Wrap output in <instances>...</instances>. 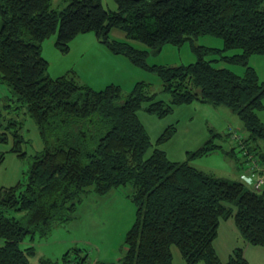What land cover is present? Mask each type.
Here are the masks:
<instances>
[{
  "label": "trees",
  "instance_id": "16d2710c",
  "mask_svg": "<svg viewBox=\"0 0 264 264\" xmlns=\"http://www.w3.org/2000/svg\"><path fill=\"white\" fill-rule=\"evenodd\" d=\"M64 1L66 6L57 10L52 0H0V84L16 103L0 107V143L11 139L10 152L25 157L20 123L5 119L8 111L23 109L44 144L30 156L24 184L0 187V264H30L35 248L21 247L25 239H46L56 226L73 220L89 193L105 195L125 186L131 187L136 211L121 264H173L172 246L186 264H249L240 248L222 263L213 243L220 222L233 218L245 242L264 248V181L259 190L252 187L257 176L264 179V151L258 146L264 143L259 116L264 82L249 65L252 56L264 55V0H114L117 10L112 11L102 0ZM113 29L126 40L113 39ZM88 32L110 53L156 74L169 101L148 93L144 82L125 95L114 84L95 91L73 78L50 77L43 41L56 34L55 47L67 53L75 37ZM200 36L220 39L222 48L192 46L195 61L178 66L146 63L150 52L159 54L165 46L180 47ZM195 102L224 106L242 121L249 133L244 145L259 168L251 174L247 161L241 173L253 178L251 185L241 174L240 180L215 178L190 165L191 158L215 149L212 141L186 161H170L158 146L174 129H166L153 144L137 116L143 110L162 119L174 107ZM3 161L0 152V165ZM70 251L76 255L72 259ZM70 251L62 256L64 264H86L79 249Z\"/></svg>",
  "mask_w": 264,
  "mask_h": 264
},
{
  "label": "rangeland",
  "instance_id": "374dc122",
  "mask_svg": "<svg viewBox=\"0 0 264 264\" xmlns=\"http://www.w3.org/2000/svg\"><path fill=\"white\" fill-rule=\"evenodd\" d=\"M66 4L64 0H52L51 7L61 10ZM102 5L106 10H117L114 0H102ZM260 8L264 9V2ZM110 35L114 39H121L125 36L122 31L116 29L112 30ZM77 38V40L75 39L70 43V50L67 53H61L55 47L56 34L43 41L41 44V55L48 62L47 74L50 77L56 78L64 74L66 77L72 78L73 75L68 71L76 65L75 68L78 69V75L81 77L78 80L79 82H77L79 85L91 86L94 90H99L105 87L106 84L111 83V81H118L123 85V94L127 95L132 90L133 81L137 80L148 83L150 90L157 94L158 99L169 100V96L166 93H161L160 82L152 72L139 70L136 67L135 71H131L132 69L130 70V67L127 65L121 66L116 64L115 66L111 63H108L106 71L104 70L105 72H100L98 69L91 70L87 64L89 63L88 61L93 58L98 60L101 56L100 53L97 54L99 52L97 46L102 49L105 47L100 42L94 45L96 38L94 32L78 35ZM132 42L139 49H147L142 43ZM192 46L220 49L222 48V41L211 36H200L195 38L192 43H186L180 47L165 46L159 54L150 52L145 60L148 65L167 66H177L193 62L195 56L191 50ZM85 63L86 68L84 67ZM99 63L104 65L101 59L97 61L98 65H100ZM249 65L256 69L260 81L264 82V55L252 56L249 59ZM236 72L239 73L240 69L236 70ZM88 75L92 78L88 77ZM11 102L9 89L0 84V107L5 104H11L12 107L16 106V103ZM219 108H221L222 113H220V109H217L218 115L213 111L209 116L207 109L202 114L197 113L198 115L192 112L191 115L188 111L175 110L170 116L161 119L160 130L175 119L179 120L178 128L182 131V134H179L172 141L168 147V151H170V155L175 159L184 161L188 159V154L191 151L197 149V147L193 146L194 144L201 145L205 139L211 137L209 129L221 133L222 142H220V145L222 150L212 151L207 155L191 158L189 163L195 169L207 175L236 180L237 175L241 172L240 168H246L248 162L244 156V151L242 152L236 140L232 139V137L235 134L245 141L249 133L244 129L242 121L236 114L224 106H220ZM138 114L141 122L153 134L150 120L159 121V118L143 110H140ZM6 115V120L11 118L20 123L21 129L19 132L24 139V143L20 145V150L25 153V157L22 158L10 152L13 147L11 139L7 143H0V152L4 153V161L0 165V187H10L18 182L24 184L26 182V172L30 164V156L41 151L44 145L39 134V129L34 121L25 114V110L8 111ZM190 115L194 117L192 120H189ZM259 116L264 121L263 111L260 112ZM187 125L192 127V131L195 128H199L201 132L199 134L193 132V135H189L185 133ZM249 146L254 147L255 144L249 142ZM258 146L261 152H263L264 143L258 141ZM184 151L190 152L187 154V152L183 153ZM229 151H233L234 154H231ZM257 153H259L258 150L254 154ZM255 157L259 159L258 156ZM230 164L235 168L233 172L231 171L232 169L230 170ZM131 193V187L125 186L114 189L105 195L89 193L84 196L77 206L73 218L74 221L70 224L68 223L69 225L67 224L52 230L46 239H35L33 242L35 252H42V254L50 257L46 258L51 259L52 264H64L62 256L66 251L74 248L80 250L78 252L80 256L86 255V264H121L120 258L124 250L125 236L135 219L136 208L132 203ZM29 245H32L31 242L25 239L21 247L25 248ZM172 251L174 264H185L175 247H172ZM75 256V253L70 251L69 259ZM198 264L204 263L200 262Z\"/></svg>",
  "mask_w": 264,
  "mask_h": 264
},
{
  "label": "crops",
  "instance_id": "0c3cea01",
  "mask_svg": "<svg viewBox=\"0 0 264 264\" xmlns=\"http://www.w3.org/2000/svg\"><path fill=\"white\" fill-rule=\"evenodd\" d=\"M115 30V29H113ZM112 32V31H111ZM125 35V34H124ZM111 36V35H110ZM82 37V36H81ZM75 39L77 40L78 38L75 37ZM74 39V40H75ZM114 39V38H113ZM116 40H120V41H124L126 40L125 36L124 38H121V39H116ZM73 42V41H72ZM100 42L98 40V38H95V41H94V45L96 43ZM131 44L134 46L135 44H133L134 42L130 41ZM135 48H137L136 46H134ZM167 47V46H166ZM99 52L100 53V58L98 60L101 59L102 62H104V65L101 63H99L100 65L97 64V59L93 58L91 59L90 61H88L89 63L88 64V67H90L91 70H100V72L102 71H106V68H107V65L108 63H111L113 65L116 66V64L118 65H121V66H128L130 67V70L131 71H135V69H139L138 67L134 66L129 60L128 58H126L125 56L123 55H116V54H112L110 53L106 48H101L99 46H97ZM139 49V48H137ZM139 50H147V49H139ZM96 54V55H97ZM195 61V60H194ZM193 61V62H194ZM189 63H192V62H189ZM79 64V63H78ZM92 64V65H90ZM188 64V63H186ZM152 65H156V64H152ZM181 65V64H180ZM164 66H167V65H164ZM178 66V65H177ZM251 66V65H250ZM74 67V66H73ZM76 67V65H75ZM70 68L69 69V73H71L73 75V79L76 80V82H79L78 80L81 78L79 77L78 75V69L77 68ZM84 67L86 68V63L84 64ZM136 67V68H135ZM254 68V67H253ZM255 69V68H254ZM256 70V69H255ZM104 71V72H105ZM144 71V70H143ZM103 72V73H104ZM116 72V71H115ZM257 72V71H256ZM67 73V72H66ZM65 73V74H66ZM94 74V73H92ZM258 74V73H257ZM156 75V74H155ZM61 76H66V75H61ZM95 76V74H94ZM93 76V77H94ZM59 77V76H58ZM88 77H91L90 75H88ZM55 78V77H54ZM92 78V77H91ZM104 78V77H103ZM159 80V79H158ZM134 83L132 84V88L134 87V85L137 83V82H141V81H133ZM160 82V81H159ZM145 83V82H144ZM79 84V83H78ZM110 84H114V85H117L121 88V90L123 89V85L121 83H119L118 81H111V83H108L105 85L108 86ZM148 84V83H146ZM149 85V84H148ZM161 85V93H163L162 91V84L160 83ZM90 88L93 89V87L89 86ZM105 87H103L102 89H104ZM131 88V89H132ZM102 89H99V90H102ZM94 90V89H93ZM99 90H95V91H99ZM147 91L148 93H154L150 90L149 86L147 87ZM123 92V91H122ZM160 100H163L161 98H159ZM165 101V100H163ZM169 101V100H168ZM168 101H165V102H168ZM210 107V108H208ZM220 106H214V105H211V104H202V103H198V102H195V103H192L190 105H182V106H178V107H174L173 108V111L172 113L177 110H183V111H188L191 115L192 113L193 114H202L204 113V110L207 109L209 114L208 116L214 111L217 115H218V110L217 109H220V113H222L221 111V108H219ZM192 112V113H191ZM171 114V113H170ZM170 114L168 116H170ZM197 114V115H198ZM189 116V120H192L194 117L193 116ZM138 116V119L139 121L141 122L140 118H139V114H137ZM167 117V116H166ZM165 118V117H164ZM160 121L161 119H159V121H156V120H150V123L152 124V127H151V130H153V134L150 133V129L148 130L146 127H145V124L143 122H141L142 126L144 127V129L146 130L148 136L150 137V140L152 141L153 144L156 143V141L158 140V138L165 132L166 129L168 128H173V134L171 136V138L164 142L163 144L159 145L158 148L163 151L167 158L172 161V162H183L184 160H179V159H175L174 157H172L170 155V151H168V147L170 146V144L172 143V141H174L176 139V137H178L179 134H182V131L179 130L178 126H179V120L178 119H175L172 123H170L169 125H165L164 128L162 130H160L161 128V125H160ZM210 133H211V137L208 139H205V141L203 143L200 144H194L193 146L194 147H197V149L193 150V151H184L183 153H186L188 154V152L190 153H193L195 151H197L198 149H200L205 143H207L208 141H212V143L214 144L215 146V149L212 150V151H217V150H222V147L220 145V142H222L221 138H222V134L221 133H217V132H214L212 131V129H209ZM180 132V133H179ZM193 132L195 133H200L201 131L199 130V128H195L193 131H192V127L191 126H188L186 127L185 129V133L189 134V135H193ZM225 135V134H224ZM218 141V143H216V141ZM200 146V147H198ZM232 149V148H231ZM210 151V152H212ZM210 152H208L207 154H209ZM230 152V151H229ZM231 154H234L233 151L230 152ZM205 154V155H207ZM186 161V160H185ZM232 169V170H231ZM244 168H240V173L239 175L243 172ZM198 170V169H197ZM230 170L233 172L235 170L234 166L232 164H230ZM200 171V170H198ZM202 172V171H200ZM204 173V172H202ZM205 174V173H204ZM207 175V174H206ZM239 175H237V179L236 180H240L239 179ZM208 176H211V175H208ZM215 177V176H213ZM215 178H222V177H215ZM224 179V178H222ZM228 180H235V179H228ZM253 178L249 177L246 181H244V183L246 185H251V182H252ZM74 220H71L70 222H68L69 224L72 223ZM67 223V224H68ZM67 224H64V225H67ZM68 224V225H69ZM64 225H60V226H56L54 229H58L59 227H63ZM53 229V230H54ZM33 245V243H31ZM214 249L216 251V254L219 258V260L222 262V263H225L230 254L232 253V251L236 248H240L242 250V253H243V256L244 258L248 261L249 264H264V248H261V247H257V246H253V245H250L248 244L247 242H245L239 235L238 233V230L236 229L235 227V224H234V219L233 218H228L226 220H222L220 222V225L218 227V234H217V237L216 239L214 240ZM34 247V246H33ZM172 247H175V246H172ZM172 247H171V254H172V259H173V251H172ZM176 248V247H175ZM177 249V248H176ZM178 251V249H177ZM68 252V251H66ZM65 252V253H66ZM64 253V254H65ZM178 253L180 254V252L178 251ZM178 255V254H177ZM48 257L47 255L45 254H42V252H35V255L30 259V264H41V261L42 260H50L52 261L51 259H48L46 258ZM182 258V257H181ZM184 261V260H183ZM173 264H174V261L172 260ZM53 263V262H52ZM180 263V262H179ZM185 263V262H184ZM186 264V263H185Z\"/></svg>",
  "mask_w": 264,
  "mask_h": 264
},
{
  "label": "built area",
  "instance_id": "2783aa9c",
  "mask_svg": "<svg viewBox=\"0 0 264 264\" xmlns=\"http://www.w3.org/2000/svg\"><path fill=\"white\" fill-rule=\"evenodd\" d=\"M232 139H235L242 152L244 151V156L247 158V161L250 162L253 166V168H250L252 170L250 173L254 174V171L259 170V168L257 167L255 159L247 152L246 146L244 145V141L241 139V137H238L235 134L233 135ZM248 175V173H243L240 175V179L246 181L249 178ZM263 181L264 179L262 176H257L256 179L252 182L253 189L259 190V188L263 184ZM69 264H74V262H70Z\"/></svg>",
  "mask_w": 264,
  "mask_h": 264
}]
</instances>
